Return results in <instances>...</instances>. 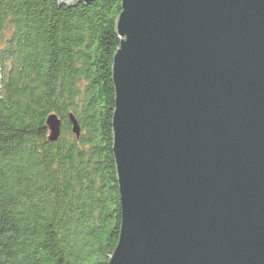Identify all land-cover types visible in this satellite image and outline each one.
Wrapping results in <instances>:
<instances>
[{"label":"water","instance_id":"water-1","mask_svg":"<svg viewBox=\"0 0 264 264\" xmlns=\"http://www.w3.org/2000/svg\"><path fill=\"white\" fill-rule=\"evenodd\" d=\"M121 8L112 125L122 223L108 264H264V0ZM47 127L57 140L61 118Z\"/></svg>","mask_w":264,"mask_h":264},{"label":"trees","instance_id":"trees-1","mask_svg":"<svg viewBox=\"0 0 264 264\" xmlns=\"http://www.w3.org/2000/svg\"><path fill=\"white\" fill-rule=\"evenodd\" d=\"M121 5L0 0V264H108L116 249ZM52 113L62 120L55 141Z\"/></svg>","mask_w":264,"mask_h":264}]
</instances>
